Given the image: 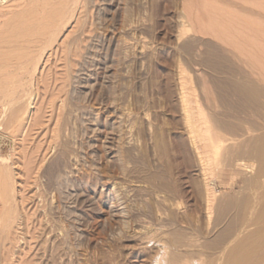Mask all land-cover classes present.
<instances>
[{
    "label": "rangeland",
    "instance_id": "obj_1",
    "mask_svg": "<svg viewBox=\"0 0 264 264\" xmlns=\"http://www.w3.org/2000/svg\"><path fill=\"white\" fill-rule=\"evenodd\" d=\"M85 1L18 130L0 106V264H223L242 238L264 264V0ZM185 93L226 138L210 209Z\"/></svg>",
    "mask_w": 264,
    "mask_h": 264
},
{
    "label": "bare ground",
    "instance_id": "obj_2",
    "mask_svg": "<svg viewBox=\"0 0 264 264\" xmlns=\"http://www.w3.org/2000/svg\"><path fill=\"white\" fill-rule=\"evenodd\" d=\"M10 1H14V3L11 6L8 3V5L10 7H13L14 9L11 8L9 10L7 8L8 10L6 9L3 10L5 7L4 5H3L4 7L1 6L3 9H0V27L2 25L0 29V106L3 109H6L7 106L8 108L10 107V109L4 110L5 115L6 114L8 115L11 113L10 117H8L9 115L6 116L9 118V120L7 121L8 124L3 122L4 118H6L5 116L4 118L2 117L3 118L2 122L4 124H7L8 127H12V129H15L18 126V124L21 125L23 123V121L27 117V114L29 115V110L31 112L33 108L32 105L35 104L36 98L39 95V92H40L39 81L36 78L37 76L36 72L38 71V68L41 65L40 63L43 61L46 54L54 50V44L56 42L57 36L59 35V32H61L62 26H64V24L67 23V21L71 20L72 16L74 15L78 7H80L81 5L85 3L83 2V0H0V5H2L3 3L7 4V2H10ZM8 14H13V16L15 15V17L12 18V15H11L9 17V20H6V21L3 20V22H1L2 21L1 18H3L5 15L8 16ZM67 51L68 50L66 49V52ZM56 52L59 54L58 50ZM79 52L81 53V51ZM76 53L78 52L76 51ZM53 54L51 53V57H53L52 56ZM67 56H65V58H67ZM57 80L58 79L56 78L55 81ZM54 85L56 86V84ZM34 86H36V88L32 89L31 87H34ZM59 90L57 91L58 93H59ZM182 98H183L182 99L183 101L182 109H184L186 124L188 125V128H189V131H187L189 132V136H188L189 138L188 137L187 138L189 139L190 144L188 145H191L196 155V158L198 160L197 167L199 168L198 170L201 172V175H202L201 180H199L201 182L200 183L198 182L200 185L197 183L198 184L197 187H201L200 188L201 190H199L201 194L200 197H202L201 199H203V201L205 202V205H207L206 207L210 209L211 205L213 204L216 198V191L214 189L215 186L213 187L211 185L212 183H210L209 181V178L206 177L207 175L206 172L208 171L210 174H214L216 171V168L219 169L218 167L220 165L219 159L222 158V157L220 158L219 155L220 153L223 154L222 153V150L224 149L223 143H224V140L226 141V138L223 140L222 136L224 135H222V133L220 132L221 130L218 131V128H216L217 129L216 130L215 127H213V122L211 118L207 117L208 116L206 115L207 113L205 114V111L202 108V106H200V104L199 105L193 104L192 98H190L187 93H185ZM8 111L10 113H7ZM209 118L211 121L209 120ZM2 122L0 124L3 126ZM35 123H37V119L35 120ZM223 155H226V154H223ZM232 165H233V162H232ZM232 165H230V167ZM237 165H239V163L236 164V166ZM257 174H259V172ZM259 175L260 176L258 178H256L257 175L255 177L256 179L255 182L257 184L261 183L263 180L261 179L263 175L261 174ZM255 187H257V185ZM263 214H264V211L262 213V216ZM262 218L263 217H261V219ZM30 233L29 235H31ZM254 235L256 236V234ZM261 236L264 239L263 235ZM257 237L258 236H256V238ZM149 238L150 237H148V239L147 238L145 239L150 241ZM242 239L244 240L246 239L248 241L240 240V242L236 243L234 247L230 246L229 248L228 247L229 245H227L224 248L223 253H222V254H225V258H223L224 262L222 261L223 264H246L247 260L249 259L248 257L251 256L254 252H256L258 246L260 245L259 243L261 242L260 240L261 238L260 239L242 238ZM249 239H251V241ZM149 241H148V244L152 245L150 243L153 240L150 242ZM37 242H35L36 245H37ZM153 244H154V241H153ZM27 245L28 244H26V246ZM32 245L34 244L32 243ZM14 246H16V244ZM162 249L163 247L160 244L159 249H158L159 252L158 253L156 252L157 253L155 255L156 258L154 259L155 260L154 262L156 264H165L167 261L166 257L161 256ZM8 255H10V252ZM193 259L196 260L197 258L196 257L192 258L191 256L190 260L186 259V262H188V264H196L197 262ZM210 264H217V263L216 261L214 262L212 261Z\"/></svg>",
    "mask_w": 264,
    "mask_h": 264
}]
</instances>
